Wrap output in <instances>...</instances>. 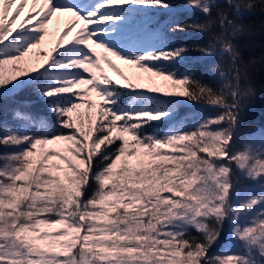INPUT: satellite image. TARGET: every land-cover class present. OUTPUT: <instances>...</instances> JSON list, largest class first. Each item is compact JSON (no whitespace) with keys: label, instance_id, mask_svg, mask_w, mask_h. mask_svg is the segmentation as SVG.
Returning a JSON list of instances; mask_svg holds the SVG:
<instances>
[{"label":"snow or ice","instance_id":"obj_1","mask_svg":"<svg viewBox=\"0 0 264 264\" xmlns=\"http://www.w3.org/2000/svg\"><path fill=\"white\" fill-rule=\"evenodd\" d=\"M186 6L204 19L162 23L169 0H0V113L26 90L50 113L0 118V264H264V128H242L264 59L237 43L264 0ZM189 30L215 83L182 67Z\"/></svg>","mask_w":264,"mask_h":264},{"label":"trees","instance_id":"obj_2","mask_svg":"<svg viewBox=\"0 0 264 264\" xmlns=\"http://www.w3.org/2000/svg\"><path fill=\"white\" fill-rule=\"evenodd\" d=\"M172 4L171 12L157 13L158 19L162 23H184L192 20L204 19L203 14L195 9L186 6V0H169ZM246 23H251L255 29V34L240 38L237 43L240 45L244 59L250 61L255 58L257 61L264 59V16L256 14L246 18ZM207 37L197 31L189 30L176 33L172 36V41L176 46L186 45L189 51L185 55L182 67L191 69L196 75L202 76L205 81L215 83L211 74L208 72V66L214 63L213 58H205L195 50L196 45L206 43ZM260 71L255 72L254 83L257 89L256 96L249 102L243 115V130L250 127L264 128V67L257 64ZM127 91V90H126ZM28 105L27 107H24ZM22 107L25 111L36 115H47L46 105L37 95L31 91H22L15 98L14 102H8L4 110L0 113V118L11 120L9 112L10 107ZM198 110L191 105L185 104L180 107V115L195 114Z\"/></svg>","mask_w":264,"mask_h":264},{"label":"rangeland","instance_id":"obj_3","mask_svg":"<svg viewBox=\"0 0 264 264\" xmlns=\"http://www.w3.org/2000/svg\"><path fill=\"white\" fill-rule=\"evenodd\" d=\"M28 9L25 10V13H27ZM111 74V73H110Z\"/></svg>","mask_w":264,"mask_h":264}]
</instances>
